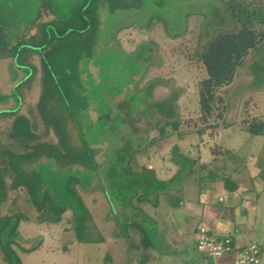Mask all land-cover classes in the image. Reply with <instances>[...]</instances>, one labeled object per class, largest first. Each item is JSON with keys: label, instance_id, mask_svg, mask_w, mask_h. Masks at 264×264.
Wrapping results in <instances>:
<instances>
[{"label": "rangeland", "instance_id": "obj_1", "mask_svg": "<svg viewBox=\"0 0 264 264\" xmlns=\"http://www.w3.org/2000/svg\"><path fill=\"white\" fill-rule=\"evenodd\" d=\"M112 1H125L129 8L108 11L107 5L100 2L101 24L92 35L89 53L80 50L77 55L79 49L75 48L78 42L59 53L72 56V60L76 58L78 63L73 74L83 82L85 79V85H88L89 94L84 104L87 109L85 112L79 110L76 119L80 121L77 123L85 140L96 149L95 160L101 166V178L94 177L88 188L79 187L78 191L98 222L104 242L75 243L68 211L57 225L36 224V213L24 204V193L20 192L14 207L26 217V221L20 220L16 226L21 244L9 243L10 253L6 243H0V264H15V258L19 264H104L106 254L111 257V264H206V256L197 253L198 239L206 232L221 244L225 239L224 243L227 242L236 252L247 245L255 246L259 262L264 264V135L249 136L241 125L244 121L247 124L253 120L264 121V73H260V67H257L253 75L250 69L253 61L264 67V53L259 51L248 55L237 69L232 83L219 88L217 96L221 103L204 121L198 111L197 85L205 73L193 54L209 39L218 22L222 23L220 28L223 30L232 28V21L223 13L219 0ZM244 1L264 6V0ZM81 2L0 0L3 24L0 48L14 43L27 32L32 33L44 22H66ZM177 32L181 33L180 36L173 37ZM11 62L8 59L0 61V95H9L25 74ZM34 62L38 65L37 58ZM38 78L37 75L21 108L23 115L27 116L28 108L34 109L37 104L41 89ZM150 82L154 83L151 90L153 101H160L172 92L178 95L174 120L178 128L174 131L167 127L163 138L159 137L156 129L162 118L149 116L146 109L142 114L140 100L143 94L139 97L134 89L136 86L140 90ZM134 96L139 104L129 102L128 99ZM122 101L128 102L129 116L135 119L138 129L135 134L117 118L119 113L115 105ZM12 108H15L12 99H0V111ZM51 110L55 113L54 108ZM56 110L68 127L73 125L67 111ZM220 111L222 115L217 117ZM5 122L0 121V132L5 131ZM202 127L207 128L198 135L197 130ZM69 130L72 131V142L79 144L77 129ZM42 131L40 123L36 134L42 136V141L55 143L52 134L44 137ZM153 140V145L149 146ZM174 148L178 154L194 161L195 168L205 166L203 172L206 168H222V152H233L240 161L239 171L232 174L236 190H225L219 181L198 194L195 181L187 179L180 184L177 193L170 192L176 186L173 182H169L166 188L151 185L153 190L160 188L156 196L148 195V190L143 197L145 202L138 204L141 195L138 189L143 188L142 178H148V175L142 172L139 178L134 179L116 171L127 163L133 172H140L141 167L151 168L156 179L167 181L177 171L172 161ZM46 168L51 171L53 162L47 163ZM71 170L73 173L79 170L76 175L83 176L81 167L74 166ZM131 182H136L132 184L134 188H131ZM131 190L137 191L138 199ZM119 195L126 199L119 198ZM13 196L10 192V200ZM108 197L112 199L113 213L109 209ZM180 199L182 206L177 202ZM8 207L1 210V215L7 213ZM143 216L155 222L151 229L146 225L143 230L140 226L137 227L138 234L132 235L134 225L129 223L124 233L121 223H139ZM146 234L155 236L149 248L146 247L149 245L148 236V243L145 242ZM142 238L143 248L137 245ZM31 247L33 251L23 252V249ZM141 256H149V260L139 263Z\"/></svg>", "mask_w": 264, "mask_h": 264}, {"label": "trees", "instance_id": "obj_2", "mask_svg": "<svg viewBox=\"0 0 264 264\" xmlns=\"http://www.w3.org/2000/svg\"><path fill=\"white\" fill-rule=\"evenodd\" d=\"M100 2L107 5L108 11L110 9L129 8L125 1L82 0L72 12L71 19L66 22H44L38 25V28L32 33L27 32L14 43L0 48V61L11 60L13 66L25 73L9 95H0L1 100L12 99L15 107L0 111V121H6L5 124H7L5 131L0 132V243H6L5 247L9 252V243L12 242L20 246L21 239L16 234V226L20 220L26 221L25 214L14 207L20 192L24 193V204L35 211L34 222L36 224L57 225L61 222L62 215L68 211L70 212V230L73 233L72 238L75 243L102 244L104 242L103 234L97 227L98 222L96 223L94 220L78 191L79 187L88 188L94 177L101 178V166L95 160L96 149L94 150L87 143L80 131L81 126L77 123L80 121L76 119L79 110L85 112L87 109V105L84 104L88 98L87 93L89 94L88 85H85V79L83 82L78 75L73 74L76 73L74 71L76 63H78L76 58L72 60V56L59 54L73 42H78L75 48L79 49L77 55L81 53L80 50L82 53L83 50L90 52L92 35L101 24L99 18ZM219 2L225 16L232 21V28L223 30L220 28L222 23L218 22L209 39L202 46L196 48L193 54L194 59L202 66L205 73V77L197 85L198 111L204 121L213 114L218 108V104L221 103L217 91L219 88L232 83L237 69L243 65L248 55L256 54L259 51L264 53V6L249 4L244 0H219ZM2 28L3 24L0 18V31ZM180 34L177 32L173 34V37L180 36ZM35 58H37L38 65L34 62ZM257 67H260V73H264L263 65L261 67L257 61H253L250 66L253 75ZM85 72L82 73L85 74ZM37 75L41 86L38 101L34 109L28 108L26 116L20 111ZM153 86L154 83L150 82L140 90L136 89V86L134 89L135 92H138L139 97L143 94V100H140L142 114L143 110L146 109L150 112L148 113L149 116L158 115L162 118L161 125L156 129L159 137L163 138L166 137L167 127L174 131L178 128L177 121H174L177 113L178 95L172 92L160 101H153L151 99ZM85 93L86 95H84ZM135 96L128 100L139 104V101L135 100ZM53 108L55 113L51 112ZM56 109L67 111L68 118L73 125L68 127L65 119L59 112H56ZM115 109L119 113L117 117L120 119L119 121L128 126L132 133H137L138 129L134 124L135 119L129 116L128 102L117 103ZM221 115L222 111L218 113L217 117ZM38 123L42 124V135L45 137L52 134L55 137V143L42 141V136L36 134ZM241 125H243L242 130L249 136L260 137L264 135V121L253 120L248 124L244 121ZM69 128L77 129L76 136L79 138V144L74 140L72 142V131ZM206 128L202 127L197 130V134H203ZM78 130L80 131L79 134ZM153 143L154 140L150 141L148 145L151 146ZM174 155L179 156L184 163ZM221 156H223L222 168L218 170L206 168V171L203 172L205 166L195 168L194 161L178 154L174 148L172 161L177 167V171L167 181L156 179L151 168L141 167L140 172H133L127 163L125 167H119L116 172L134 179L139 178L138 176L142 172L148 175V178H142L143 188L138 189L141 192L138 204L145 202L143 197L148 190V195L156 196L160 188L153 190L151 185L156 184L166 188L169 182H173L176 186L170 192L177 193L180 184L187 179L195 181L198 194L219 181L225 190L235 191L236 185L235 181L232 180V174L239 171L240 161L229 150H224ZM51 162H53L54 168L50 171L46 165L47 163L51 164ZM74 166L81 167L82 177L76 175L79 170L73 173L71 168ZM48 174L52 178H48ZM53 181L57 182L58 185L52 184ZM132 184H136V182H131L130 185L133 186ZM149 185L150 187H148ZM131 191V194H134L138 199L137 191ZM10 192L14 194L11 200ZM103 193L106 196V192L103 191ZM119 198L126 199L121 195ZM176 199L177 197H175ZM9 201L10 204L7 205ZM111 201L112 199L108 197L109 209L113 213ZM6 206H9L7 213L1 215V210ZM141 219L142 221L139 223H135V221L121 223V226L124 227V233H126V227L129 223L131 226L134 225L132 235L138 234L139 229L137 227L140 228L141 226L144 230L147 225L151 229V226L155 224L153 219L149 217L143 216ZM112 231V235L115 236L116 233ZM147 236L146 234L145 242L148 243L149 240V245L146 246L149 248L150 243H154L155 236L149 235L148 240ZM142 241L143 238L137 245L142 247ZM231 248L236 251L233 247ZM33 250V247L25 248L23 252L29 253ZM148 258L146 256L139 257V263L148 261ZM104 259H106L104 264H111L109 254H106ZM15 260V264H19L16 258ZM205 262L211 264L210 259H206Z\"/></svg>", "mask_w": 264, "mask_h": 264}, {"label": "built area", "instance_id": "obj_3", "mask_svg": "<svg viewBox=\"0 0 264 264\" xmlns=\"http://www.w3.org/2000/svg\"><path fill=\"white\" fill-rule=\"evenodd\" d=\"M225 239H222V244L215 241L213 236L202 233L198 239V252L211 260V264H260L259 252L253 245H247L242 250L233 251ZM229 257L225 261V258Z\"/></svg>", "mask_w": 264, "mask_h": 264}, {"label": "crops", "instance_id": "obj_4", "mask_svg": "<svg viewBox=\"0 0 264 264\" xmlns=\"http://www.w3.org/2000/svg\"><path fill=\"white\" fill-rule=\"evenodd\" d=\"M178 202H180V203H179V206H182V201H181V199H180ZM175 230H176V229H175Z\"/></svg>", "mask_w": 264, "mask_h": 264}]
</instances>
